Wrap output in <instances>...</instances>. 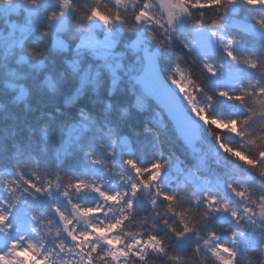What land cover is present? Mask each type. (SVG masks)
Returning a JSON list of instances; mask_svg holds the SVG:
<instances>
[{"label":"trees","instance_id":"obj_1","mask_svg":"<svg viewBox=\"0 0 264 264\" xmlns=\"http://www.w3.org/2000/svg\"><path fill=\"white\" fill-rule=\"evenodd\" d=\"M23 1L37 0H0V209L5 213L24 211L51 218L50 203L55 198L53 191L62 195L50 184L46 185L50 195H44V188L40 185L57 172L79 182L84 175L94 176L97 171L111 174L126 170L132 177V184L140 186V191L135 196L131 194L133 210L119 235L121 243L116 248L126 250L128 240L132 237H138L143 245L150 238V233L166 244L163 253L145 248L144 260L130 256L128 264H211L198 241L191 239L179 246L180 238L174 236L173 231L179 232L183 227V216L184 221L194 229L190 233L201 241L213 234L231 235L237 226L230 213L212 212L208 200L218 199L226 202L230 208L241 210V202L234 198L228 185L264 193V175L261 174L260 163L253 169L226 157L218 150L215 136L207 132L190 150L183 145L170 121L153 101L148 102L145 110L143 99L137 98L140 88L135 83L142 68V55L140 51L134 52L129 47L137 37L136 32L127 28L122 32L118 30V43L114 51L119 54V65L114 69L108 66L113 60H105L89 50L78 49L77 41L70 39L75 32L72 20L91 8L95 0H70L72 13L67 26L57 32L65 48L53 47L50 38L48 17L53 12L59 14L58 1L48 7V17L39 23L34 22L23 33L17 34L18 30H15L10 34V23L27 22L30 16L39 15L27 16L21 5L14 11L13 8ZM210 2L219 4L223 11L205 9L208 21L219 20L214 28L238 46L233 57L236 58L234 63L240 75L234 92H240L243 88L258 93L259 86L264 84V27L261 26L264 23V3L235 0L225 6V0ZM108 3L109 0H101V4ZM233 22L254 25L256 32ZM84 26L88 30L90 23L85 21ZM46 27L49 31L47 37L41 33ZM142 36L144 48L154 51L155 45L147 39L146 33L143 32ZM28 49L35 52L43 49V53L31 55ZM183 55V49L177 45L173 59ZM157 56L166 78L164 59L160 53ZM246 60L255 62L257 68L248 67ZM52 88L56 90L50 91ZM252 97L243 107L224 98L199 96L197 100L209 118L223 122L248 117L255 108L256 96ZM157 112L161 114L159 117ZM240 127H243V132L239 136L221 133V142L250 154L249 158L256 161L253 157L264 152V141L259 139L264 136V116H257L247 126ZM113 139L116 141L114 147ZM97 142L107 143L114 155L107 157L102 152L97 153L98 158L105 161L104 164L90 165L83 157V151L94 148ZM128 158L137 164L141 175H132L126 168L124 160ZM157 162L166 163L167 167L155 184L144 189L141 181L147 182L145 177L155 173ZM21 166L26 170L35 169L20 174L40 187L42 192L36 193L31 189L32 194H27V185H22L17 175ZM41 169L47 175H39ZM4 180L13 183L6 185ZM15 185H21L20 189L17 190ZM6 187H12L20 197L15 207H12V193L5 191ZM162 195L175 197L171 211L166 212L172 231L158 218L160 208L168 207ZM67 201L82 205L77 195L69 196ZM85 201L84 207L97 206L94 202ZM206 209L211 219H202L201 214ZM150 210L153 213L151 216ZM9 224L13 225L10 233L12 240L23 236L27 238L24 243L34 242L42 250L37 259L54 253V246L43 240L24 221H10ZM8 242L9 237L0 234V250ZM102 248L108 246L101 244L98 247ZM26 264L33 262L27 261Z\"/></svg>","mask_w":264,"mask_h":264},{"label":"clouds","instance_id":"obj_2","mask_svg":"<svg viewBox=\"0 0 264 264\" xmlns=\"http://www.w3.org/2000/svg\"><path fill=\"white\" fill-rule=\"evenodd\" d=\"M233 2L235 0H225V6ZM71 7L70 0H60L59 14L56 12L50 13L48 19L59 20L69 17ZM205 9H212L214 12L223 11L219 4H213L210 0H109L108 4H101V0H95V4L91 8L79 13L72 20V27L75 28V32L70 36V39L77 41L76 47L78 48L80 41L88 31L84 26L85 21L99 24L105 35L109 36L118 30L122 32L125 28L136 32L138 36L141 32L146 33L147 39L155 45L154 51L159 52L160 56L164 59L167 76L165 78L159 70V57H157V70L155 72L141 73L143 83H140V79L137 78L136 83L140 88L137 98L143 99L145 110H147L150 100L156 101L159 97L167 106L166 110L169 114V119L173 121V127L176 130L177 136L190 150L192 147L191 142L193 140H202L203 133L207 132L210 136H215L218 150L223 155L232 158L245 167L256 169V167L245 163L244 160L238 158L233 153H240L241 155H246L248 158L250 154L226 146L221 142V133L227 132L234 136H239L243 132V127H240L237 131H230L228 128L219 127L214 122L219 120L209 118L205 108L197 100L199 96H207L212 99H227L220 96L219 93L228 91L217 89L216 85L218 81L223 80L229 73L234 62L230 43L229 45L221 47L217 55L216 48L220 46L218 38L212 29L220 21L212 20L209 22L208 16L204 11ZM41 33L47 37L49 35L47 27L42 29ZM205 33H207V38L204 36ZM177 45L183 49L184 55L173 59V51ZM28 52L31 55L39 56L43 53V49L41 52L28 49ZM255 87L253 86V88ZM259 87L260 89L264 88V84H261ZM55 90L54 88L50 89V91ZM244 90L252 93L249 89L242 88L240 92H234L230 95H241ZM252 98V95H249L245 104L234 103L243 107ZM66 106L70 107L71 105ZM156 115L159 117L161 114L157 112ZM247 118H234L231 121L235 123L238 120L243 121ZM247 125L242 124V126ZM115 142V139H113V147L115 146ZM77 150H79V147H77ZM101 152L107 157L114 155L107 143L97 142L94 148L84 149L83 157L90 165L104 164L105 161L97 156V153ZM259 154L257 153L253 158L259 161L261 169L264 170V159H260ZM129 161L133 160L131 158L125 159L124 165L130 170L132 175H136L138 166L135 164L137 167L133 168L128 163ZM166 167V163H155V173L151 177L146 176L145 179L155 184L157 179L163 175ZM33 170L35 169L26 170L23 166L19 168L17 175L22 185H26L25 181L27 180L20 173ZM38 174L41 176L47 175L43 169L39 170ZM3 183L8 185L13 182L4 180ZM77 183H83L87 187L80 190L70 187V185ZM48 184L53 189H58L62 197L66 200H68L69 196L75 197L78 193H82L85 190L95 193L100 200V203L96 207H84L69 201L70 215L64 213L68 221L67 224L63 223L57 216L55 209L58 206L53 205L52 210L59 219L57 232L63 233L68 241L66 244L65 240L61 239L58 244L63 246V250L58 248L66 256L69 253H76L79 256V259L71 261V264H87L84 253L93 251L95 257L98 255V247L101 244L108 246L109 249H115L121 243L119 235L123 232L125 223L129 221L133 210V207H128L129 202L124 196L118 193L121 196L119 202L105 200L99 193L92 191L93 188L101 189L102 185L91 187L83 180L77 182L71 176H65L58 172L50 180H45L41 183L40 187L45 189L44 195H50L48 187L46 186ZM133 185L135 184L133 183L131 185V190ZM20 187L21 185H15L17 190ZM228 187L231 189L234 198L241 202V210L238 211L230 208L226 202L214 199L215 203L211 205V211L214 213L229 212L237 227L228 238L231 240V244L221 245L218 243L215 247L209 249V260L211 264H264V193H257L251 188L233 187L231 184ZM5 191L12 193V204L15 207L19 203L20 197L15 194L12 187H6ZM237 193H242L243 195H237ZM27 194H32L30 188H27ZM164 204L168 207L162 206L160 208L158 218H160L161 223L169 231H172V225L169 223L168 218H166V212L171 211V206L165 200ZM74 205L82 208H90L93 212L86 216H80L74 211ZM118 206L126 209L127 214L115 219L108 217L110 222L94 219L102 212L105 216H108V213ZM26 214L31 218L33 216L31 213ZM152 214L150 210L149 216ZM125 216L127 219H125ZM201 216L204 220L211 219V215L208 214L207 209ZM73 220L86 224L87 230L78 232L76 226L73 225ZM47 227L48 225L45 224L44 228ZM69 231L74 233L77 239L74 240L69 235ZM179 232H183V227ZM176 233L178 232L173 231L174 236H177ZM109 236L111 238H108ZM149 236L153 237L151 233ZM210 239L219 241L220 237L213 234L210 235ZM106 240L107 242H105ZM159 240L163 247H166V244L161 239ZM241 245L243 251L238 250ZM219 249H225L226 251H219L218 256L213 255V252ZM111 251L116 258L125 256L121 254L123 252ZM140 251L143 252V249H140ZM22 258L25 260L28 259L27 256H22ZM94 260L95 264H112V261L116 259L114 260L112 257H108L106 261L95 258ZM54 264H60V262L54 261Z\"/></svg>","mask_w":264,"mask_h":264},{"label":"snow or ice","instance_id":"obj_3","mask_svg":"<svg viewBox=\"0 0 264 264\" xmlns=\"http://www.w3.org/2000/svg\"><path fill=\"white\" fill-rule=\"evenodd\" d=\"M245 3H264V0H244ZM262 27H264V23L261 24ZM231 55V53H229ZM235 60L236 58L233 57ZM245 63L248 65V67L255 69L257 68V64L251 60H246ZM211 70V69H210ZM220 96L227 98L230 101L239 103V104H245L247 102V98L249 95H255L256 99L254 100L255 108L249 113V116L247 119L243 121H236L233 123V121L228 120V121H214L217 123L219 127H224L228 128L230 131H237V129L240 128V126L247 125L249 122H251L253 119H255L257 116H264V88H261L258 90V93H250L247 90H244L241 95H230L228 92H220ZM259 139L261 141H264V136H260ZM236 155L238 158L242 159L245 161V163L249 164L250 166L257 167L258 166V160L254 161L250 158H248L246 155H241L240 153H233ZM260 159H264V152H261L260 154ZM133 168H136L137 166L133 161L128 162ZM137 174L141 175L142 171L137 169ZM261 174L264 175V170L261 171ZM25 184L27 185V188L32 189L36 193L42 192V189L38 187L36 184L30 183L29 181H25ZM152 185L151 181H141V186L144 189L150 188ZM70 187H74L77 190H80L82 188H86L87 185L83 183H77L75 185H70ZM45 191V189L43 190ZM92 191L99 193L105 200H111L114 202H119L121 200V196L117 194H106L101 191L99 188H93ZM132 195L135 196L137 192L140 191V186L133 185L132 186ZM67 195V193H65ZM157 195H161L160 193H157ZM237 195H243L242 193H237ZM162 199L167 201L169 205L171 206L175 202V197L171 195H162ZM209 205L211 206L212 204L215 203L214 199H209L208 200ZM14 207V205H12ZM128 207L131 208L133 207V204L129 202ZM74 211L77 212L78 215L80 216H86L89 215L93 212L92 209L90 208H82L80 206L74 205L73 206ZM219 210V209H217ZM57 216L61 219V221L65 224L68 223L67 218L64 215V212L60 208L55 209ZM11 217V212L5 213L2 209H0V234H3L5 236L9 237V242L8 245L3 249L0 250V264H26L27 261H32L33 264H49L50 261V256L48 255H43L41 259H37V256L41 255V249L37 247V245L34 242H27L24 243L27 238L26 237H19V239L12 240L10 233L12 230L13 225L9 224V220ZM33 220H36V216H32ZM125 219L127 217L125 216ZM181 222L183 223V232H178L176 233L178 238H182L183 235L192 232V226L190 223L184 221V217L181 216ZM18 231V230H17ZM69 235L72 236V238L75 240L77 239L76 235L69 231ZM103 238V237H101ZM107 242V240L105 241ZM141 241H136L134 244L129 246V250L132 248H136L139 244H141ZM144 248L146 249H152L154 251H158L163 253L165 251V248L163 247L161 241L157 239L155 236L150 237L147 241L143 242ZM57 247L61 248L63 250L62 245H57ZM71 251V249H69ZM219 251H226L225 249H219L216 252H213V255H219ZM33 253H36V255H33ZM122 255H127V252L121 253ZM86 259H87V264H93V260L99 259L101 261H106L108 257H112L114 260L117 259L111 250L108 252L102 254V255H96L94 257L93 251H89L87 253H84ZM22 256H27L28 259L25 260L22 258ZM139 258L141 260H144V256L140 255ZM64 264H69L68 261H65Z\"/></svg>","mask_w":264,"mask_h":264},{"label":"rangeland","instance_id":"obj_4","mask_svg":"<svg viewBox=\"0 0 264 264\" xmlns=\"http://www.w3.org/2000/svg\"><path fill=\"white\" fill-rule=\"evenodd\" d=\"M55 1H58V4L60 6V0H37L36 2L23 1V3L16 5L13 8L14 11H17L18 6L21 5L26 10L27 16L29 14L35 15L36 13L39 15L37 17L30 16L31 19L29 18L27 22L12 23V24L10 23V31H11L10 34L12 35V33H14L15 30H18L17 34L23 33L34 22L39 23L40 21L48 17V14H49L48 7L52 5L53 3H55ZM40 7L42 9H40ZM71 13H72V10L70 8V15ZM67 21H68V17L59 19V20H50L49 22V26L51 29L50 38H51L52 45L55 48H65L66 47L65 43L62 41V39L57 34V32L66 28ZM233 23L238 24L240 27L246 30H249L251 32H256V27L249 23H246V22H233ZM212 31L215 33L216 37L218 38V43L220 46L216 48L217 55L219 54L220 48L223 46L229 45V43L231 45L232 55H234V52L237 51L238 49L237 44L229 41L221 33H219L218 30H216L215 28H213ZM142 35H143V32H141L139 36L137 35L136 39L129 46L134 52L140 51L141 54H142V51L144 50V45H145ZM118 36H119L118 31L110 36L105 35L104 31L102 30L99 24L90 23L87 34L84 35L83 39L80 41V45L78 49L89 50L92 53H94L96 56L101 57L105 60H113V63L108 64V66H110L111 69H114L119 65V60H118L119 54L114 51L118 43ZM204 36L205 38H207V33H205ZM15 39L16 37L12 38L13 41ZM18 40H20V38H18ZM154 52L157 55H159V52L157 51H154ZM239 75H240L239 68L233 62L229 70V73L223 78V80L217 82L216 87H220L221 89L228 91V92L236 91L237 90V79ZM53 193H55L56 195L58 194L55 190L53 191ZM229 236L230 235H220L219 241L211 240L210 238L201 241L199 237L194 236L191 233H187L182 238L179 239L178 245L183 246L188 240L194 239L195 241H198L200 243V248L202 252L209 256V249L215 247L216 244L218 243L221 245L231 244V240L228 239ZM238 250L243 251L242 245ZM119 252H125V251H119ZM113 262L115 264H128L129 256L127 254L123 257H117V259Z\"/></svg>","mask_w":264,"mask_h":264},{"label":"water","instance_id":"obj_5","mask_svg":"<svg viewBox=\"0 0 264 264\" xmlns=\"http://www.w3.org/2000/svg\"><path fill=\"white\" fill-rule=\"evenodd\" d=\"M142 58H143L142 70L139 73V75L135 78V82H136L137 78H139L140 79V83H143V77L141 76V73L155 72L157 70V55L153 51L149 50L148 48H145L142 51ZM158 67H159V70L162 73L160 64H158ZM153 102L163 111L164 115L170 121V123H171V125L173 127V121L171 119H169V114H168V112L166 110L167 106H166L165 102L163 100H161L159 97L156 99V101H153ZM175 132H176V130H175ZM180 141H181V139H180ZM200 141L201 140H199V141L193 140L191 142V145H192L191 149L194 148L197 145V143L200 142ZM182 143L185 146L184 142H182ZM186 148L190 149L189 147H186Z\"/></svg>","mask_w":264,"mask_h":264},{"label":"built area","instance_id":"obj_6","mask_svg":"<svg viewBox=\"0 0 264 264\" xmlns=\"http://www.w3.org/2000/svg\"><path fill=\"white\" fill-rule=\"evenodd\" d=\"M123 211H124V209H122L120 207L118 209L117 214H121ZM108 217H110V216H108ZM94 219H96L97 221L101 220L99 216L94 218ZM73 225L76 226V229L78 232L84 231L87 229L86 224L79 223V222H76L74 220H73ZM53 238L58 239V240L64 239L65 243L66 244L68 243L67 238L63 233H57V235ZM134 252H136V248H134ZM78 259H79V256L76 253H69V255L66 256L63 252H61L60 254L56 255V257L51 258L49 262L59 261L61 264H64L65 261H68L69 264H71V261H75Z\"/></svg>","mask_w":264,"mask_h":264}]
</instances>
